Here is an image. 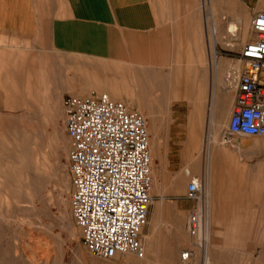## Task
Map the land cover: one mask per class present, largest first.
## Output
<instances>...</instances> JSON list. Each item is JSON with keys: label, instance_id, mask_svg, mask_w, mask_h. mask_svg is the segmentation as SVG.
Wrapping results in <instances>:
<instances>
[{"label": "rangeland", "instance_id": "rangeland-1", "mask_svg": "<svg viewBox=\"0 0 264 264\" xmlns=\"http://www.w3.org/2000/svg\"><path fill=\"white\" fill-rule=\"evenodd\" d=\"M202 2L204 3V0ZM210 2L220 22V27L216 26V29L222 35L217 45L218 56L222 63L228 61L229 66L234 65L237 63L235 59L238 52L253 38V17L248 15L249 10L237 0ZM199 6L200 16L205 17L204 4L201 6L200 0H194L191 5L193 9H198ZM181 10L182 16L187 14L184 5ZM191 12L194 14L192 9ZM201 17L200 21L205 23L206 31L205 66L145 65L143 79L137 65H127L125 57L119 58L117 63L103 54L111 51L109 42L92 36V33H77L76 37L68 39L71 52L54 51L53 65H36L37 71L31 70L30 65H21L20 82L16 80L15 86H12L7 80L6 98L14 96L16 106H7L5 111H1L5 116L0 117V264H126L125 256L110 261L97 260L81 244L80 230L74 224L69 209L71 186L66 164L69 140L63 124V100L68 95L107 93L111 98L123 101L130 109L140 113L146 119L149 131L150 121L146 115L152 116L157 133L168 130L174 120L171 117L172 111L182 106L181 113L184 117L178 119L179 124L188 131L190 128L191 131H200V134L203 132L200 147L205 141L206 144L209 143V107L214 85L213 54L206 17L205 21ZM234 20H243L248 34L246 37L240 35L235 42H228V23ZM88 34L91 36L86 37ZM98 47L103 49L101 54L93 52ZM40 56L44 62L45 55ZM226 70L227 67L224 70L221 68L219 74V95L228 91H225L223 83ZM29 71L33 74L32 78L26 76ZM0 88L2 91L3 88ZM114 93H120L124 98H119ZM230 93L233 95L232 101L227 104L231 111L227 124L223 126L224 131L235 101V90ZM211 129V137L214 139L219 135L218 130L216 127ZM149 135L151 146L152 131ZM223 137L224 135L219 136L224 142ZM233 140L244 143L245 147L244 141L249 139H229ZM250 141L251 148L264 146V138ZM225 144L219 143L226 156V150H229L231 145ZM202 151L200 150V153ZM196 157L197 153L193 154V160ZM231 159L239 157L226 160ZM249 161L264 162V153ZM218 163H221V160H218ZM184 168L185 166L182 170L186 171L187 168ZM192 178L194 180L195 177L190 176L187 179V184ZM157 186V191L152 189V203L142 231L145 251L147 249L148 252L145 239L147 235L152 236L154 243L147 264H185L181 253L193 247L188 232V216L194 208L201 211L203 199L188 200L186 192L183 193V202L170 198H155V193L161 188L174 193L172 189L178 187V181L172 177L169 181H164L163 186ZM185 204L194 207L184 211L181 208ZM251 216L252 220L245 224L247 228L239 230L212 228L213 225L219 227L221 224L212 219L211 214L208 217L210 220L202 219V226L205 222L210 228V264L212 257L218 260L219 264H264V229L259 228L263 224L256 219L257 214ZM176 223L181 224V229H176L175 232ZM173 233L175 234L172 237ZM182 242L187 244L180 247ZM205 249L198 250L196 257L193 260L191 258L188 263L204 264Z\"/></svg>", "mask_w": 264, "mask_h": 264}, {"label": "crops", "instance_id": "crops-1", "mask_svg": "<svg viewBox=\"0 0 264 264\" xmlns=\"http://www.w3.org/2000/svg\"><path fill=\"white\" fill-rule=\"evenodd\" d=\"M182 1L0 0V86L3 88L2 91L0 90V103H2L0 117L5 116L1 111H5L7 106L13 108L16 106L14 96L6 98L7 80L12 86H15L16 80L20 82L21 65H30L29 68L33 71H37L36 65H53L54 51L71 52L68 39L76 37L77 33H92L94 34L92 36L109 42L111 51L105 53L98 47V50L94 49L93 52L95 54L103 52L107 58L117 63L119 58L125 57L127 65H137L143 79L145 65L205 66L206 31L205 23L202 24L200 21V6L198 9H193L191 5L194 0ZM237 1L249 10L248 15L252 17L264 11V0ZM200 4L202 6V0ZM207 4L213 9L215 26L220 27L210 0H207ZM183 5L187 11L184 16L181 10ZM248 15L245 14L247 17ZM201 18L205 21L204 15ZM233 22H238L247 29L243 20H234L228 24ZM244 33L241 35L246 37L247 34ZM90 36L88 34L86 37ZM41 54L45 55L44 62L41 61L42 57H39ZM229 64L228 61H224L221 65L222 70ZM26 76L32 78L33 74L29 71ZM219 82V78L214 79L211 99L217 93L216 109L218 111L225 108L228 119L231 108L227 102L232 101L233 95L230 92L219 95ZM208 89L210 90V86ZM114 95L124 98L120 93ZM181 110L182 106H179L172 111L171 117L174 120L166 132L157 133V128L152 132L150 151L151 157L153 156V188L155 182V191H157V184L163 186L164 181H169L170 177L178 181V187L172 189L174 193L161 188L154 197L183 202L187 179L194 176V181L198 179L199 184H204L205 189H208L207 213L221 224L219 227L213 225L212 228L245 229L247 228L245 224L252 220L251 215L257 214L256 219L263 224L259 228L264 229V162L249 161L262 155L264 146L251 148L250 140L244 141L245 147H243L244 143L239 141H228L231 147L226 150L225 156V150L219 145V143L224 144L222 138H219L224 135V129L218 130L220 142L216 147L211 148L209 161L205 160L206 141L201 147L199 144L203 132L200 134V131L195 129L194 133V130L191 131L189 128V133L184 129L178 122L179 118L184 117ZM211 145L213 146V143L209 144V148ZM200 150L203 151L200 153ZM195 153L198 157L193 160ZM235 156L239 159L226 160ZM218 160H221V163H218ZM184 166L187 168L186 171L182 170ZM192 207L194 205L185 204L181 209L185 211ZM180 223L178 225L176 223L175 232L176 229H181ZM230 223L236 225H222ZM208 229L210 234L209 226ZM147 236L151 237L149 244L153 247L152 236ZM186 244L182 242L180 247ZM217 261L212 257V264H219Z\"/></svg>", "mask_w": 264, "mask_h": 264}, {"label": "built area", "instance_id": "built-area-1", "mask_svg": "<svg viewBox=\"0 0 264 264\" xmlns=\"http://www.w3.org/2000/svg\"><path fill=\"white\" fill-rule=\"evenodd\" d=\"M253 38L238 52L223 77L235 102L224 138L264 137V11L251 20ZM63 124L69 140L66 156L70 179L69 209L89 254L110 261L126 254L143 258L141 234L152 203V157L146 119L106 93L68 95ZM201 187L192 179L186 199L199 201ZM188 231L197 236L201 211L188 216ZM194 251L181 259L189 264Z\"/></svg>", "mask_w": 264, "mask_h": 264}, {"label": "bare ground", "instance_id": "bare-ground-1", "mask_svg": "<svg viewBox=\"0 0 264 264\" xmlns=\"http://www.w3.org/2000/svg\"><path fill=\"white\" fill-rule=\"evenodd\" d=\"M206 1L207 0H204V3H203L204 7L203 8H204V12L206 14V16H205L206 17V25H207V28L209 29L208 32H207L208 33V38H210L211 43H212L213 77H214V79H217V78H219L221 65H223L222 60H221V58H219L218 52H217V45H218L219 41L221 40L222 35H220L218 33L217 29H216V26H215V23H214L213 9L207 5ZM241 33H244L245 35L248 34V29H245L243 27V25L238 23V22L231 23L227 27V33H226V36H227L228 40H230L228 42L237 41L238 38L240 37ZM234 65L238 66V63H235ZM232 91H234V89H230L227 92H232ZM216 99H217V93L214 94L212 99H211L210 112H209V129H210L209 135H210V138L208 140L209 143H207V147H206V150H205V157H204V159L206 158L205 160L208 159L209 154L211 152V148L212 147H216L215 144L217 143V141H219L218 135L215 136L214 133H213V135L215 136L214 139H213V137H211L212 136L211 135V133H212L211 132L212 131L211 128L212 127L213 128L216 127L217 130H223L224 129L223 126L227 124V119H226L227 111H226L225 108L217 111L216 104H215L216 103ZM146 116L149 118V121H150V131H152V132H153V130L155 131V129H156L155 119L152 116H150V115H146ZM148 131H149V129H148ZM194 133H195V131H194ZM262 138H264V137H262ZM229 139H234V138L225 139L223 137V140H224V142L226 144H228ZM254 139H256V138H254ZM244 140H248V139H244ZM210 143H213V146L211 145L210 148H209V144ZM208 161H209V159H208ZM151 175H152V189H153V181H154V178H153V164H151ZM195 182L198 185V187H201L202 192H203V197H202V199H203L202 204L203 205H202V209H201V221H202V219L204 221V220H207L208 216H209V214L207 213V210H206V198L209 195V193L207 191L208 189L207 190L205 189L204 184H199L198 179H196ZM152 189H151V194H152ZM154 192H155V182H154ZM190 237L192 238V241H193L192 242V246L193 247L190 250L194 251V257L191 260H193L196 257V254H197L198 250L204 251V249L207 247L205 249L204 264H210L211 258L209 256V254H210L211 250H210V248L208 246V238H209L208 225H206L205 222H204V225L202 226V228H201L200 232L197 234V236L192 237L190 235ZM142 238H143V234H141V242H142V245H143V248H144V256H143V258H137V257L133 256L132 254H126V255H124L126 257V264H147L150 261V251L152 250V246L149 244V239L151 237L147 236L145 238L146 239V247H148V252H147V249L145 251V247H144L145 245L143 243ZM183 262L185 263V261H183Z\"/></svg>", "mask_w": 264, "mask_h": 264}]
</instances>
